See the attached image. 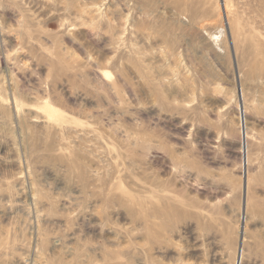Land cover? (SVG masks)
<instances>
[{
  "label": "rangeland",
  "instance_id": "rangeland-1",
  "mask_svg": "<svg viewBox=\"0 0 264 264\" xmlns=\"http://www.w3.org/2000/svg\"><path fill=\"white\" fill-rule=\"evenodd\" d=\"M0 264H264V0H0Z\"/></svg>",
  "mask_w": 264,
  "mask_h": 264
},
{
  "label": "water",
  "instance_id": "water-1",
  "mask_svg": "<svg viewBox=\"0 0 264 264\" xmlns=\"http://www.w3.org/2000/svg\"><path fill=\"white\" fill-rule=\"evenodd\" d=\"M239 257H240V253H239ZM239 260V259H238ZM238 263V262H237Z\"/></svg>",
  "mask_w": 264,
  "mask_h": 264
},
{
  "label": "bare ground",
  "instance_id": "bare-ground-1",
  "mask_svg": "<svg viewBox=\"0 0 264 264\" xmlns=\"http://www.w3.org/2000/svg\"><path fill=\"white\" fill-rule=\"evenodd\" d=\"M238 259H239V256H238ZM238 262H239V260H238Z\"/></svg>",
  "mask_w": 264,
  "mask_h": 264
}]
</instances>
